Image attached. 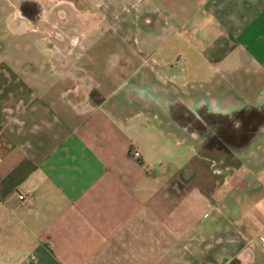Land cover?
Instances as JSON below:
<instances>
[{
	"label": "crops",
	"instance_id": "1",
	"mask_svg": "<svg viewBox=\"0 0 264 264\" xmlns=\"http://www.w3.org/2000/svg\"><path fill=\"white\" fill-rule=\"evenodd\" d=\"M72 4L83 48L89 29ZM55 6L0 0V264H264V166L236 178L226 164L209 178L203 154L228 152L205 146L203 126L150 116L135 85L112 98L98 69L74 60L81 51L65 54L44 33L43 18L62 17ZM135 8L146 43L162 41L167 65L183 59L184 78L214 92L216 116L200 121H234L241 107L264 121V0ZM144 53H131L142 79L155 70ZM175 134L190 143L189 163L171 162Z\"/></svg>",
	"mask_w": 264,
	"mask_h": 264
},
{
	"label": "rangeland",
	"instance_id": "2",
	"mask_svg": "<svg viewBox=\"0 0 264 264\" xmlns=\"http://www.w3.org/2000/svg\"><path fill=\"white\" fill-rule=\"evenodd\" d=\"M41 3L49 2L58 7V12L62 17L49 25L42 16L44 23V33L51 35V43L55 49L64 52L81 51V55L74 60L79 63H87L91 67L98 69L96 78L103 84L113 87L111 97L114 99H124L129 97L131 87L135 85L132 93L140 103H149L147 110L152 115L171 114L180 124H187L191 129L197 130L198 134L203 130L205 146L217 147L226 152L213 155L203 154V164L207 169L209 178L221 177L217 172L220 166L232 164L234 167V177L239 178L243 175H253L254 172L264 166V121L262 113L254 109H242L235 111L234 121L220 120L200 121V117L213 119L214 115L209 107L215 100V94L205 84H201L187 76L181 69L184 65L183 59H174L170 64H166L163 58L162 41L155 42L153 45L146 43L147 34L143 31L144 26H135L133 17L136 14L135 3L137 0H37ZM142 3L151 4V0H139ZM66 2V3H64ZM80 3H85L79 6ZM76 6L74 13L78 17H83V24H87L85 30L89 29L88 38L85 46L75 31L71 30L73 25L70 21L67 7ZM117 11H121V18ZM85 12V13H84ZM88 12V13H87ZM80 13H83L80 15ZM79 14V15H78ZM104 14L107 18H104ZM89 16V17H88ZM87 18H90L88 21ZM120 18V19H118ZM88 21V22H87ZM90 26H89V24ZM46 24V26H45ZM46 29V30H45ZM86 32V31H83ZM140 46L144 48V57L153 63L155 70H151L149 75L142 79L141 74L135 70V62L131 53L139 51ZM121 53L127 57L121 60ZM123 64H122V63ZM126 62V64H125ZM134 62V63H133ZM78 66L77 63L73 66ZM172 65L173 69L169 66ZM72 66V68H73ZM75 66V67H76ZM104 69V75L100 72ZM173 70V71H172ZM106 71V74H105ZM171 72L178 75L175 82L171 80ZM92 79V75L78 74V83H87ZM206 77L210 76L205 75ZM241 76V75H240ZM237 76L236 86L242 80ZM87 84H90V83ZM137 88V89H136ZM237 91L241 93V90ZM93 95V92H91ZM200 102H204L201 104ZM141 105L139 108L141 109ZM156 124V122H153ZM182 134H175L169 138L171 151V162L173 165L184 161L188 163L193 159L190 153V143L188 139L183 141ZM208 156V157H207ZM181 157V158H180ZM244 176V177H245Z\"/></svg>",
	"mask_w": 264,
	"mask_h": 264
},
{
	"label": "built area",
	"instance_id": "3",
	"mask_svg": "<svg viewBox=\"0 0 264 264\" xmlns=\"http://www.w3.org/2000/svg\"><path fill=\"white\" fill-rule=\"evenodd\" d=\"M134 155H135V156H138L139 153H138L137 151H135V152H134ZM22 197H23V195L20 196V198H22Z\"/></svg>",
	"mask_w": 264,
	"mask_h": 264
}]
</instances>
